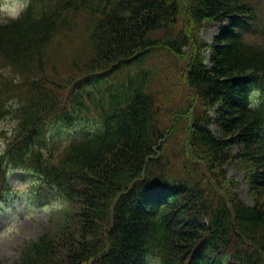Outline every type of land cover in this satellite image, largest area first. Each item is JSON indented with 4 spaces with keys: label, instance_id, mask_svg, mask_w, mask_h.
Listing matches in <instances>:
<instances>
[{
    "label": "trees",
    "instance_id": "trees-1",
    "mask_svg": "<svg viewBox=\"0 0 264 264\" xmlns=\"http://www.w3.org/2000/svg\"><path fill=\"white\" fill-rule=\"evenodd\" d=\"M249 1L29 0L0 21V210L14 171L33 177L31 200L64 205L14 264H264V44ZM205 22L220 24L210 44ZM161 52L191 96L178 170L145 69ZM231 161L251 170L252 205Z\"/></svg>",
    "mask_w": 264,
    "mask_h": 264
},
{
    "label": "rangeland",
    "instance_id": "rangeland-1",
    "mask_svg": "<svg viewBox=\"0 0 264 264\" xmlns=\"http://www.w3.org/2000/svg\"><path fill=\"white\" fill-rule=\"evenodd\" d=\"M29 0H0L4 3L19 4ZM249 1V0H248ZM257 7L260 18L259 30L255 31L253 39L264 44V0H250ZM249 1V2H250ZM22 11V10H21ZM19 12V14L21 13ZM17 17V16H16ZM10 9L0 7V21L12 19ZM220 24L217 22H205L201 29L200 39L210 44L216 37ZM203 57L210 56L208 48L203 49ZM150 72V88L158 105V119L160 128H170L166 143L163 145V157L171 163L173 169L178 170L183 163V150L185 146V113L190 105V94L185 87L182 75L183 65L171 55L161 52L150 57L145 66ZM199 109V102L194 104ZM176 119V120H175ZM176 121V125H172ZM90 130V125H79L64 129L52 127L49 131L50 138L67 144L71 139L81 137ZM213 130H216L213 127ZM3 142L0 140V152ZM236 150V149H234ZM228 177L236 181L237 192L241 199L248 205H252L250 172L247 167L237 161L227 164ZM9 180L16 194L13 202L0 211V264H14L19 256V250L24 242L36 239L43 231L54 227L61 220V210L64 205L61 201L37 203L29 199V191L33 177L21 171L10 174Z\"/></svg>",
    "mask_w": 264,
    "mask_h": 264
},
{
    "label": "clouds",
    "instance_id": "clouds-1",
    "mask_svg": "<svg viewBox=\"0 0 264 264\" xmlns=\"http://www.w3.org/2000/svg\"><path fill=\"white\" fill-rule=\"evenodd\" d=\"M0 7L4 8V9H10L13 18H15L16 16L19 15V12L26 7V3H19V4L4 3V4L0 5Z\"/></svg>",
    "mask_w": 264,
    "mask_h": 264
},
{
    "label": "bare ground",
    "instance_id": "bare-ground-1",
    "mask_svg": "<svg viewBox=\"0 0 264 264\" xmlns=\"http://www.w3.org/2000/svg\"><path fill=\"white\" fill-rule=\"evenodd\" d=\"M166 182V181H165ZM179 182V181H178Z\"/></svg>",
    "mask_w": 264,
    "mask_h": 264
}]
</instances>
